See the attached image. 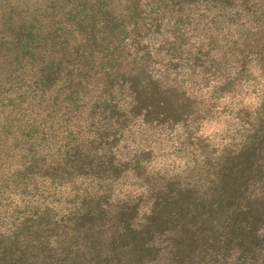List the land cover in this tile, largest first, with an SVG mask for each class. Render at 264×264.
Wrapping results in <instances>:
<instances>
[{
  "label": "rangeland",
  "instance_id": "rangeland-1",
  "mask_svg": "<svg viewBox=\"0 0 264 264\" xmlns=\"http://www.w3.org/2000/svg\"><path fill=\"white\" fill-rule=\"evenodd\" d=\"M263 111L264 0H0V264H55L92 201L208 190Z\"/></svg>",
  "mask_w": 264,
  "mask_h": 264
},
{
  "label": "trees",
  "instance_id": "trees-1",
  "mask_svg": "<svg viewBox=\"0 0 264 264\" xmlns=\"http://www.w3.org/2000/svg\"><path fill=\"white\" fill-rule=\"evenodd\" d=\"M156 106L164 111V101ZM109 165L88 175L113 178L118 168ZM214 177L208 190L164 185L143 204L113 210L92 201L55 238V264H264V111Z\"/></svg>",
  "mask_w": 264,
  "mask_h": 264
}]
</instances>
